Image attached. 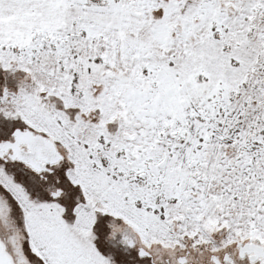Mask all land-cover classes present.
<instances>
[{
  "label": "snow or ice",
  "instance_id": "obj_1",
  "mask_svg": "<svg viewBox=\"0 0 264 264\" xmlns=\"http://www.w3.org/2000/svg\"><path fill=\"white\" fill-rule=\"evenodd\" d=\"M0 264H264V0H0Z\"/></svg>",
  "mask_w": 264,
  "mask_h": 264
}]
</instances>
